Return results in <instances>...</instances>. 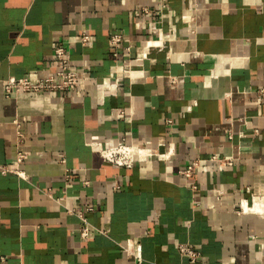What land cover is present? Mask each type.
I'll list each match as a JSON object with an SVG mask.
<instances>
[{"label":"crops","instance_id":"1","mask_svg":"<svg viewBox=\"0 0 264 264\" xmlns=\"http://www.w3.org/2000/svg\"><path fill=\"white\" fill-rule=\"evenodd\" d=\"M59 45L86 70L81 87L5 98L8 78L54 73ZM91 142L174 154L118 168ZM213 155L236 165L180 174ZM2 166L20 176L0 170V264H264V214L232 212L254 199L264 213V0H0Z\"/></svg>","mask_w":264,"mask_h":264},{"label":"built area","instance_id":"2","mask_svg":"<svg viewBox=\"0 0 264 264\" xmlns=\"http://www.w3.org/2000/svg\"><path fill=\"white\" fill-rule=\"evenodd\" d=\"M144 13H149L147 9H143ZM188 18L192 20L194 16L187 15ZM128 40L122 34H113L109 39V44L112 46H118ZM80 42L82 44H88L90 42V37L87 34H81ZM159 43L147 42L145 47H157ZM54 58L56 61V70L52 74H43L36 80H31L28 77L15 78L10 77L4 83V96L7 99L16 97L23 93H39V92H56V91H72L83 85V81L87 76L86 70L84 68H78L72 65L69 59L68 51L63 46H57L54 50ZM142 59H135L129 61L125 66L123 73L128 76L131 67H136L142 65ZM170 83L176 84L177 80L174 77L169 78ZM119 79H115L114 87L116 89L119 86ZM112 90L107 91V94H111ZM18 144L21 145L24 141L23 130L21 129V124L16 123ZM231 138V135H229ZM91 148L97 149L100 156L108 163L118 168H131L135 163L146 162L150 160L157 161H169L174 154L172 148H166L165 144L159 143L156 147H135L127 145L125 143H117L110 147H101L98 142L89 143ZM25 160V154L18 151L14 156V161L16 165L22 163ZM60 162L64 163L63 157H60ZM207 162L213 169L218 172H222L227 168L234 167L236 165V160L233 157H219L218 155H213L208 159H195L191 161L180 174L189 180H193L197 172L202 168V165ZM3 174L14 173L20 176L18 171L10 169L6 166L0 167ZM217 202H223L225 198V191L222 189H217L216 191ZM255 200L247 201L245 199L240 200L237 204L232 205V212L238 216L244 214H255L263 216L264 213H256L254 211H246L247 208H253ZM73 212V211H71ZM81 219L84 221L83 227L80 229L81 235L83 237L88 236L89 224L86 219L80 215ZM188 226V223H185ZM264 248V244L261 245ZM122 250L129 256H132L136 261L141 262V249L139 246L132 248L130 245L122 247ZM177 250L180 255L188 258L191 263L197 261L200 256V252L190 244H179Z\"/></svg>","mask_w":264,"mask_h":264},{"label":"bare ground","instance_id":"3","mask_svg":"<svg viewBox=\"0 0 264 264\" xmlns=\"http://www.w3.org/2000/svg\"><path fill=\"white\" fill-rule=\"evenodd\" d=\"M251 210H253V211H255V209H251ZM263 212V211H262ZM261 211L259 212V213H262Z\"/></svg>","mask_w":264,"mask_h":264}]
</instances>
